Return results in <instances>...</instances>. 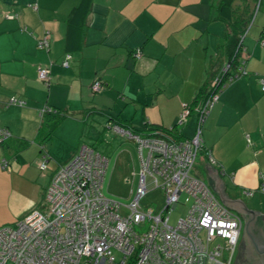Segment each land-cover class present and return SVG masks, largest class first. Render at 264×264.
<instances>
[{"label":"crops","instance_id":"1","mask_svg":"<svg viewBox=\"0 0 264 264\" xmlns=\"http://www.w3.org/2000/svg\"><path fill=\"white\" fill-rule=\"evenodd\" d=\"M80 2L0 0V127L11 133L0 140V228L43 207L54 173L87 144L95 114L109 125L177 127L193 137L196 114L178 126L183 104L196 106L229 61L232 49L223 39L229 26L217 12L221 0H93L73 49L70 18ZM255 17L257 32L244 40L247 75L219 94L194 175L210 184V165L228 199L264 214L262 197L260 209L247 199L264 190V0ZM45 36L48 51L37 47ZM40 68L50 70L48 84L39 81ZM97 80L104 88L93 93ZM12 97L26 104H9ZM45 107L60 114H42ZM44 156L47 169L41 171Z\"/></svg>","mask_w":264,"mask_h":264},{"label":"built area","instance_id":"2","mask_svg":"<svg viewBox=\"0 0 264 264\" xmlns=\"http://www.w3.org/2000/svg\"><path fill=\"white\" fill-rule=\"evenodd\" d=\"M260 9L261 0L255 7V16ZM259 43L264 47V36ZM38 48L50 49L48 36L38 43ZM135 56L139 58L140 51ZM245 64L242 60L236 74L228 76L231 64L227 63L196 106L183 104L178 126L196 114V130L191 138L183 137L177 127L140 134L119 124L111 125L113 131L138 145L140 181L128 204L105 195L108 160L90 145L82 144L52 176L45 191L44 211L36 210L0 228V264H233L243 233V218L223 204L193 171L205 149L206 120L219 94L247 75ZM63 66L68 67L67 60ZM38 79L48 84L50 70L40 68ZM103 88L97 80L91 91L98 93ZM9 104L24 106L26 102L12 97ZM47 111L53 110H41L42 114ZM10 137L11 133L0 127L1 142ZM206 154L214 162L211 153ZM47 161L44 156L39 163L41 171L47 169ZM147 177L165 195V206L158 212L144 209L141 204L149 192ZM182 201L187 214L173 225L171 212ZM203 233L205 239L201 237Z\"/></svg>","mask_w":264,"mask_h":264},{"label":"rangeland","instance_id":"3","mask_svg":"<svg viewBox=\"0 0 264 264\" xmlns=\"http://www.w3.org/2000/svg\"><path fill=\"white\" fill-rule=\"evenodd\" d=\"M255 18L251 20L248 26L249 30L247 29L248 33L246 35L249 34V37L247 41L257 32L260 17L257 18L253 26ZM99 116V114H95V118L97 119H95V121L98 122L90 124L91 128L85 136V142L97 152L104 155L108 160V167L104 179L105 195L123 204H128L135 196L140 181L141 159L138 145L134 141L126 138L123 134L113 131L111 125L102 122L101 120L103 117ZM90 122H92V119ZM144 155H147V151H144ZM207 184L211 187L209 182ZM147 188L149 192L141 200L142 207L144 209L152 208L155 212L160 211L165 206L164 192L161 189L155 188L151 177H147ZM261 197L264 199V190L257 192L252 197H247L253 209L261 208ZM182 203L183 201L176 210L171 212V224L173 225L187 214L188 208ZM39 210L44 211V208L41 207ZM125 212V209L122 210V213ZM136 230L142 232L140 227H137ZM201 237L205 239V233H203ZM236 257L237 252L235 254V258Z\"/></svg>","mask_w":264,"mask_h":264},{"label":"trees","instance_id":"4","mask_svg":"<svg viewBox=\"0 0 264 264\" xmlns=\"http://www.w3.org/2000/svg\"><path fill=\"white\" fill-rule=\"evenodd\" d=\"M92 1L93 0H81L80 4L73 10L71 14V18H70L71 43H69V45H71V48L73 49L78 48L79 46L78 45L80 38L79 33L91 9ZM258 1L259 0H221V3L217 8L219 18L226 21L229 26V32L223 37V39L227 40L228 49L230 48L232 49L228 61V63L231 64V71L227 74L228 76L236 74L241 64V61L245 60L243 59V56L246 53L244 40L246 39L247 35L245 34L248 33L249 30L248 26L250 25L251 20L254 17L255 7ZM42 39H40L38 43ZM213 80L211 83L207 84V86L201 92L200 94L201 97L199 98L200 100L203 99L206 96V94L209 92V89H211ZM51 112H56V111L53 110ZM51 112L48 113L51 114ZM57 112L54 114L55 115L60 114L59 112L58 113ZM119 125L130 129L132 132L140 133V134H143L148 130L158 129V128H150V129L146 128L144 131H137L131 129L128 126L122 124ZM159 130L166 131V129L164 130L161 128Z\"/></svg>","mask_w":264,"mask_h":264},{"label":"water","instance_id":"5","mask_svg":"<svg viewBox=\"0 0 264 264\" xmlns=\"http://www.w3.org/2000/svg\"><path fill=\"white\" fill-rule=\"evenodd\" d=\"M207 173L211 187L220 195L222 202L229 208L240 212V207L248 212L250 215L244 229V237L249 246H257L256 249L259 254L264 255V214L260 212L251 211L241 200H230L224 192V183L219 179L216 169H212L207 164ZM263 245V246H262ZM260 264H264V257L258 258Z\"/></svg>","mask_w":264,"mask_h":264},{"label":"flooded vegetation","instance_id":"6","mask_svg":"<svg viewBox=\"0 0 264 264\" xmlns=\"http://www.w3.org/2000/svg\"><path fill=\"white\" fill-rule=\"evenodd\" d=\"M239 211L241 217L243 218L244 228L240 242L237 246V250H236L237 257L235 258L234 264H260L258 258L264 257V255L258 253L256 249L257 246L254 245L249 246L247 240L244 237V229L250 214L248 212H245V210H243V208L241 207Z\"/></svg>","mask_w":264,"mask_h":264},{"label":"clouds","instance_id":"7","mask_svg":"<svg viewBox=\"0 0 264 264\" xmlns=\"http://www.w3.org/2000/svg\"><path fill=\"white\" fill-rule=\"evenodd\" d=\"M224 204V203H223ZM16 223V222H15ZM14 224V223H13Z\"/></svg>","mask_w":264,"mask_h":264}]
</instances>
